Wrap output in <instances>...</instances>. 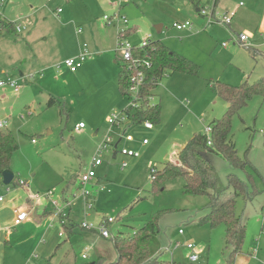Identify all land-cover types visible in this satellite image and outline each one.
<instances>
[{"label": "rangeland", "instance_id": "374dc122", "mask_svg": "<svg viewBox=\"0 0 264 264\" xmlns=\"http://www.w3.org/2000/svg\"><path fill=\"white\" fill-rule=\"evenodd\" d=\"M107 1L115 7L116 15L111 23L104 25L103 16L108 14L104 10L91 21L97 20L99 26L108 28H126L123 18L129 21L136 13V18H146V21L140 30L125 39L128 43L139 44L150 34L151 40L163 41L195 63L198 72L196 75L174 72L158 82L154 96L161 108L160 121L152 129H144L142 123L110 127L107 117L125 109L128 97L121 95L117 86L122 64L116 42L109 50H95L92 45L95 33L81 17V14L92 15L90 11L96 13L97 6L90 0H0V18L21 28V32L0 34V80L5 82L13 77L18 88L14 91L8 84L0 88V120L6 121L18 145L10 163L14 178L8 185L0 181V196L5 203L14 201V206H21L32 198V193L42 194L47 190H52L53 197L58 199L63 190L70 193L67 196L70 197L77 188L80 174L108 133L114 145L131 134L134 146L125 142L121 146L140 153V157L129 160L125 169H120V155L113 157L110 152L103 155L101 165L95 168V178L87 186L93 209L84 217L83 202L76 201L71 212L75 227L69 238L57 220L50 227L43 217L38 204H47L51 209L50 221L49 200H31L24 207L30 212L29 223L12 229L9 242H0V264L92 262L97 257L95 239L99 235L81 229V221L96 225L112 216L115 221L109 226L111 235L131 236L155 215H158L159 252L152 264H264L263 97L252 96L230 115L228 139L234 144L238 157L249 162L246 173L233 169L222 156L210 155L223 184L227 182V175L233 173L247 183L249 191L255 190L250 198L238 195L235 199L234 212L245 225V237L241 252L235 255L233 262L229 259L225 226L211 227L202 222L208 213L207 198L183 193L182 177L157 186L151 182L149 173L152 167L161 168L165 163L176 161L177 153L193 133L205 134V128L228 109L229 104L217 96L211 82L238 85L264 77V34L244 29L245 25L236 26L254 37L258 50L253 51L251 46H237L233 41L235 33L239 34L234 22L229 26L211 24L203 28L197 9L189 8L193 0H182L180 6L173 7L170 3L175 0H161L159 6L166 8L167 2L170 13L167 8L162 12L153 0H145V15L141 13L140 0ZM57 8L62 12L54 17L52 13ZM184 20L191 22L190 31H177L172 27L173 22ZM78 28L81 32H77ZM251 35H247L248 42ZM223 42L227 45L222 46ZM84 44L92 56L90 59L87 56L83 67L71 74L64 65L60 66V61L77 56ZM91 59L95 63L87 65ZM20 72L33 74V77L23 80ZM50 97L59 103L49 105ZM120 102H123L122 107L116 108ZM79 122L84 128L75 130ZM144 138L147 145L143 146L140 143ZM18 181L27 183L26 187L18 185ZM4 209L0 208V220L11 215ZM59 232L62 237L58 236ZM177 242L179 246L175 247ZM188 243L193 245L192 249L186 247ZM84 253L88 255L86 258H82ZM113 253L112 257L108 254V260L115 258ZM191 253L197 254L196 262L188 259ZM32 254L38 258L31 257Z\"/></svg>", "mask_w": 264, "mask_h": 264}, {"label": "trees", "instance_id": "16d2710c", "mask_svg": "<svg viewBox=\"0 0 264 264\" xmlns=\"http://www.w3.org/2000/svg\"><path fill=\"white\" fill-rule=\"evenodd\" d=\"M15 31L13 22L0 18V34ZM127 32L128 29L125 30V36H127ZM119 34L120 32L117 37ZM137 54L150 61L149 67L141 68L144 73L141 91L143 100H141L139 108L135 110L125 108L122 111L126 110L127 115L131 116V120L135 123L150 121L154 125L160 121V104L155 102L149 105L147 98L150 95L154 96L152 91L157 87L158 82L165 75H171L174 72L196 75L198 66L167 47L160 40H151L148 46L139 50ZM251 55L253 56V54ZM128 79L129 73L121 65L117 74V86L123 96H127ZM210 85L216 91L217 96L229 104L225 113L210 124L212 128L210 145L207 144L205 134L193 133L177 153L176 161L165 163L161 168H156L151 182L158 186L176 177H182L184 179L183 193L205 196L207 198L205 207L208 209V213L202 218V222L211 227L219 224L225 226V240L230 247L229 259L233 262L235 255L241 252V245L245 237V225L241 223L234 212L235 199L238 195L250 198L255 190L249 191L247 183L233 173L227 175V182L223 184L210 161V155L218 154L226 159L233 169L246 173L245 168L250 165L249 162L238 157L234 144L228 139L230 115L245 105L252 96L258 95L264 98V77H260L252 83L244 81L238 85H231L215 81ZM56 102L53 97H50L48 104L53 105ZM17 149L18 145L12 132L6 126L0 128V181L1 173L4 170H11V157ZM247 175L250 177L248 173ZM64 198L66 197L61 196L62 200ZM74 227L75 223L72 219L63 226L68 238L73 233ZM158 232V215H155L142 228L135 230L131 236L102 237L103 241L111 244L115 258L108 260L103 256H97L94 261L85 264H152L156 261L159 252ZM171 264L176 263L172 262Z\"/></svg>", "mask_w": 264, "mask_h": 264}, {"label": "built area", "instance_id": "2783aa9c", "mask_svg": "<svg viewBox=\"0 0 264 264\" xmlns=\"http://www.w3.org/2000/svg\"><path fill=\"white\" fill-rule=\"evenodd\" d=\"M50 1V0H48ZM201 1H205V4H202ZM197 9L198 16L204 19V26H209L211 24H217L220 26H229L232 22V18L235 14L234 10L220 12L216 9L217 0H193L192 1ZM239 5H242L240 2ZM61 8H57L55 10L56 13L60 12ZM103 20L106 24L111 22V18L109 16L104 15ZM123 24H127V19L123 18ZM16 30L19 31L20 27L15 26ZM172 27L177 31H190L192 29V24L188 20L184 21H175L172 24ZM125 30H120V34L117 37L116 49L119 52L121 64L125 67V69L129 73L128 86L126 89L127 97H128V105L127 109L135 110L141 106L142 97V84L144 82V73L141 68L149 67L150 61L148 58H142L137 54L139 50L147 47L151 42V36L148 34L139 44H130L125 39ZM77 32H81V29L78 28ZM118 32V33H119ZM233 41L239 46L248 47L250 43L248 42V36L244 33L236 34L232 37ZM222 46H226V43H222ZM83 50L75 57H66L62 64L70 71L76 72L79 67L83 64L84 60L87 59V56H90V53L87 52V47L84 44L82 46ZM147 56V55H146ZM27 78L31 79L33 74H28ZM8 84L13 88L14 91H18L16 80L13 78H7L4 82L0 80V87ZM149 105L154 104V96L150 95L147 98ZM107 123L110 127L117 126L120 127L122 124H137L131 120V116L127 115L126 110L120 112H113L110 116L107 117ZM144 129L150 130L154 127V125L150 121L142 122ZM6 126V121L0 120V128ZM84 127V124L79 122L75 125V130L81 129ZM212 131L211 126H207L204 130L206 135L207 144L210 145V133ZM122 142L132 143L134 142V137L131 134H126L124 137L120 138L117 141V144H113L112 138L109 133L106 135L104 140L98 145L96 148L94 155L91 158V162L88 167L80 174L79 182L77 184V188L70 195V197L62 199H58L53 197L54 192L52 190H47L42 194L32 193L31 200L34 202H38L41 199H47L50 202L52 207V215L50 217L49 226H52L54 221L57 222L63 227L67 225L70 221V215L72 212V206L78 200H82V214L84 217L89 216V212L93 209V203L90 199V192L88 191V184L95 178V168L102 163V157L105 153L110 152L113 157L120 155L122 160L119 164L120 169H125L129 165V160L140 157V153L138 150L121 146ZM141 145L147 144V139H142ZM156 172V168H150V178L152 179L154 173ZM18 185L26 187L27 183L23 181H18ZM7 190H9L7 188ZM2 200V196H0V201ZM29 215V211L21 208L13 209V225H18L22 221L26 220ZM115 221V218L112 216H108L103 218L98 224H93L88 221H81L79 223V227L88 231H95L99 236L108 238L111 235L109 226ZM179 233L182 234V231L179 230ZM59 236H62V233H58ZM179 243L175 244V247H178ZM188 249H192L193 245L188 243L186 245ZM87 250V249H85ZM172 255V252H171ZM88 255L86 253L82 254V258H86ZM31 257L36 258V254H32ZM188 259L191 262H196L198 260V256L195 253H191L188 256Z\"/></svg>", "mask_w": 264, "mask_h": 264}, {"label": "crops", "instance_id": "0c3cea01", "mask_svg": "<svg viewBox=\"0 0 264 264\" xmlns=\"http://www.w3.org/2000/svg\"><path fill=\"white\" fill-rule=\"evenodd\" d=\"M140 1H142V2H140V3H142V5L139 6L140 9H141V13L143 15H145L146 14L145 12H146L147 8H145L144 5H146L147 2L145 0H140ZM90 2H92V5L97 6L96 13L95 12L92 13L90 11V13L92 15H89L88 16L86 14H81V17L83 19V22L88 27L90 26V31L95 33L94 34V37L92 39V45L94 46V49L95 50H100V49L101 50L103 49L104 51L109 50L111 44H115V42L117 44V40H118L117 34H118V32L120 30H122V29H126L127 30L128 29L127 36H126V38H127V37L131 36L132 33L140 30V28L144 25V22L146 21V18H136L138 16L135 13V14H132L131 15V19L129 21H127V24H124L125 26H127L126 28L125 27H121V26H115L113 28H108V27H105V26H102V25L99 26V24H97V22H96L97 20L96 21H91L94 18V16L96 14H99L100 11H103L104 10V12H107L108 11L107 16H109L111 18V20H112L113 17L116 15V13H115V7L113 6V3L112 2H108L107 0H90ZM153 2L157 4V6L162 10V12H163V9L166 10V8H167V10L170 13V8H169V5L167 4V2H165V4H164L166 6V8H161V6H159V3L161 2V0H153ZM191 2H189L190 5H191V6H189V8L192 7L194 9H196L194 7L195 6L194 3L193 2L191 3ZM240 2L242 3V5H239ZM181 4H182V0H175L174 3H170V6L171 7H173L175 5L180 6ZM216 9L219 10L220 12L234 10L235 14H234V16L232 18V22H234V25H235L234 27L235 28H236V26L237 27H244V25H245V28L244 29H248V30L255 29L257 33L264 34V0H217ZM61 12H62V10L60 12H58V13H56L54 11L52 13V16L58 17V15ZM162 15H164V13ZM89 17H90V19H89ZM199 18H200L201 23L203 21V24H204V19L201 18V17H199ZM71 22L72 21H70V23ZM109 24H104V25H109ZM16 26H19V25H16ZM204 27L205 26L203 25V28ZM15 30H16V27H15ZM233 30L231 29L232 32H235ZM238 31H239V33H244V34H246L248 32L246 30H238ZM16 32H21V28H20L19 31L16 30ZM157 32H158V30H157ZM235 34H238V33H235ZM247 35L250 36L251 33L248 32ZM253 39H254V37L251 35L250 42H249L250 45L248 47L251 46L250 48L253 51H257L258 49L254 45V44H257V43ZM164 44L167 47H169L166 43H164ZM260 44H262V43H260ZM221 45H222V43H221ZM235 45L236 44L233 42V46L234 47H235ZM237 46H239V45H237ZM91 56H92V54H90V56L88 58L90 59ZM65 58L66 57H64L60 61V66L63 65L62 64V61ZM85 61H86V59L84 60V62ZM90 61L91 62H89V64H87V65H92V64L95 63V60H93V59H91ZM115 61H116V59H115ZM82 67H83V64L81 65L80 68H82ZM78 70L76 72H78ZM76 72H70L69 71V73H71V74L72 73H76ZM19 75L21 76V79H23V80H26L27 79V77H26L27 75H24V73L20 72ZM8 78H13V77H8ZM157 87H158V85H157ZM156 88L152 91L153 95H155ZM1 98H2V96H0V99ZM154 102H155V96H154ZM122 103L123 102H120L119 105L116 108L122 107ZM76 124H78V123H76ZM138 144L139 143H137V146H138ZM128 145L134 146L133 145V142L132 143H129ZM145 145H147V144H145ZM62 193H63L62 196H65V197H67L70 194V193H67L65 190H63ZM29 202H31V198L28 199V200H26L25 202H23L21 204V206H14L12 204V203H14V201H9V202L5 203V199L2 197V200L0 201V208H2V207L5 208L4 210H7L8 212H10L11 215L8 214L5 217L6 218L5 220H0V242L2 240H4L6 243L9 242V238L8 237L11 235L10 232H11L12 229H15L16 227H18V226H20L22 224L29 223L28 217L30 215V212H29V215H28L27 219L24 220V221H22L18 225H13V221L10 220L11 217L13 218V209H15V208H21V209L27 210L24 207H26L27 205H29L30 204ZM38 207H39V209H41V212H42L43 217L47 218L45 220L47 222H49L48 217H49V214L51 213V209H49L47 207V204H44V203H41V202L38 204ZM70 219H71V215H70ZM48 226H49V224H48ZM59 237H62V236H59ZM98 238H101L100 241L97 240ZM101 240H103V238L100 237V236L95 239V244H97V256H103L105 258L108 257V254L110 255V257L114 256V253H113L114 250H113V248L109 244H107L106 242H102ZM99 242H100V244H99ZM36 258H38V256Z\"/></svg>", "mask_w": 264, "mask_h": 264}, {"label": "water", "instance_id": "95a60500", "mask_svg": "<svg viewBox=\"0 0 264 264\" xmlns=\"http://www.w3.org/2000/svg\"><path fill=\"white\" fill-rule=\"evenodd\" d=\"M14 178V174L11 170H4L2 173H1V181L4 185H8L12 182Z\"/></svg>", "mask_w": 264, "mask_h": 264}]
</instances>
